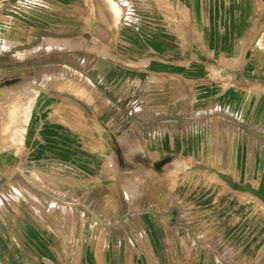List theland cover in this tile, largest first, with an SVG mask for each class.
<instances>
[{"label":"crops","instance_id":"1","mask_svg":"<svg viewBox=\"0 0 264 264\" xmlns=\"http://www.w3.org/2000/svg\"><path fill=\"white\" fill-rule=\"evenodd\" d=\"M89 26L100 45L72 53ZM12 89L25 107L31 92L18 172L34 212L18 245L0 227V264L60 249L61 264H264L261 212L204 228L180 192L222 164L220 137L244 153L224 169L264 170V0H0L3 121Z\"/></svg>","mask_w":264,"mask_h":264},{"label":"rangeland","instance_id":"2","mask_svg":"<svg viewBox=\"0 0 264 264\" xmlns=\"http://www.w3.org/2000/svg\"><path fill=\"white\" fill-rule=\"evenodd\" d=\"M87 28L89 29L87 32V39L89 40L82 41L83 39H76L74 42L76 50L72 53L82 54V48L84 47V44L87 45V43L91 44V50L96 49L95 47L100 45L104 36H101V31L98 30L99 27L92 28V26H89ZM86 41L88 42L86 43ZM53 44V42L48 40L43 43V47L44 49L52 47ZM115 59L123 62V64H127V60L120 56L115 57ZM61 60L66 59H60V61ZM30 96L31 92L27 91V106H19L18 89H12L10 91V106L4 107L5 111H7L5 112V118H10L7 121L2 120L3 106L0 105V178L2 175H4V179L9 177L11 184L9 189L6 188V185L3 189L0 184V227L5 223V227L10 231L13 242H15L16 245L19 244V232L22 230V227L20 228V226H24V220L22 221L24 218L20 217V213L21 215L26 214L25 216H29L34 212V206H32L33 204L29 200H27L26 204L24 203V196L22 197V190L20 192L19 186L20 178L22 176L18 172L19 154L25 145L26 118H29ZM207 140L209 147V139ZM218 143L217 157L222 164L215 169L205 168L198 171H189L185 174L186 178L184 180V187L180 188V192L188 194V198L187 202L183 204L186 205L187 210H197L203 213L202 222L204 228L213 226L217 222L218 225H226L228 217L234 215L236 217H241L243 216L244 211H250L253 217H257V221L259 212H261V215H264V170L245 171L242 169H224L223 166L230 161L232 157H235L233 159L234 165H244V153H242V146L239 144L238 153L237 146H235V154L232 155V147L228 146L230 145V139L220 137ZM22 153L24 156V149L21 152V157ZM207 156L209 158L211 155L207 154ZM233 164L231 163V165ZM204 165L211 166L214 164L211 162L210 164ZM139 172L142 173V176L147 174L145 171ZM246 173L247 176L245 175ZM183 174L184 173L179 174L174 170L167 172H161L159 170L155 171V177L172 176L175 178ZM249 174L250 177H248ZM1 181L2 180H0V183ZM155 188L158 189L161 187L156 186ZM30 192V188L28 187L27 193L30 194ZM27 198L29 199V195ZM2 210H5L8 218L1 217ZM26 219V224L28 226L26 237L28 242L32 240L33 233H29V221H31V219L29 217ZM240 220L242 219L240 218L239 221ZM47 252L50 251H43L44 260L42 264L62 263L65 250H58V257L57 259H53V261L45 255ZM35 255L36 251L27 244L25 256L28 262H34Z\"/></svg>","mask_w":264,"mask_h":264},{"label":"bare ground","instance_id":"3","mask_svg":"<svg viewBox=\"0 0 264 264\" xmlns=\"http://www.w3.org/2000/svg\"><path fill=\"white\" fill-rule=\"evenodd\" d=\"M50 42H53V46L56 45V46H59V47H65V43H62V42H54V41H50ZM48 45V44H47ZM49 46H52V45H49Z\"/></svg>","mask_w":264,"mask_h":264}]
</instances>
